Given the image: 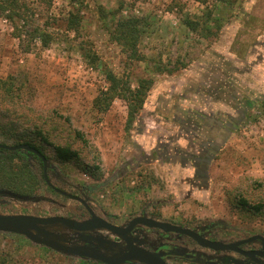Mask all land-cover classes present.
Wrapping results in <instances>:
<instances>
[{
    "label": "rangeland",
    "instance_id": "obj_1",
    "mask_svg": "<svg viewBox=\"0 0 264 264\" xmlns=\"http://www.w3.org/2000/svg\"><path fill=\"white\" fill-rule=\"evenodd\" d=\"M213 6V14L223 22L213 36L205 37L203 30L191 31L183 25L185 17H197ZM99 7L146 18L147 34L139 44L144 61H128L110 40L111 18L100 17ZM37 9L36 13L52 16L54 42L49 48L24 53L9 22L0 17V78L16 75L27 80L29 89L23 95L27 111L23 113L48 135L43 148L48 162L72 185L87 187L92 206L116 216L119 223L144 210L171 223H217L242 234L264 236V213L254 214L252 208L241 205L242 199L250 205L264 201V108L244 104L264 97V0H239L231 8L219 0L204 4L196 0H84L78 32L63 27L71 10L69 0H53L49 11ZM81 49L96 55L94 66ZM156 67L176 70L158 73ZM106 69L128 80L131 87L138 79H152L129 128L124 101L114 99L106 112L93 105L107 87ZM22 127L31 131L27 137L39 145L34 128ZM53 146H68L78 152L77 157L61 163L55 159ZM207 156L212 159L202 182L193 178V158ZM20 164L12 161L0 168L21 173ZM13 177L28 182L23 176ZM43 189L42 185L35 192L42 199L6 200L0 211L82 214L73 202L52 192L44 194ZM52 231L70 239L64 229ZM101 238L100 243L112 242L115 236L104 232ZM116 243L119 246L107 248L115 251L122 246ZM0 254L8 264L81 261L14 232H0ZM205 255L189 254L190 262L169 259V264H203L198 260Z\"/></svg>",
    "mask_w": 264,
    "mask_h": 264
},
{
    "label": "trees",
    "instance_id": "obj_2",
    "mask_svg": "<svg viewBox=\"0 0 264 264\" xmlns=\"http://www.w3.org/2000/svg\"><path fill=\"white\" fill-rule=\"evenodd\" d=\"M53 0H0V17L9 22L12 28V36L18 41L20 49L24 53L31 52L34 48L41 49L49 48L54 42V31L51 27L50 20L52 16L43 15L35 12L38 7H42L49 11ZM71 10L67 13V18L63 21V27L67 32H78L81 23V14L84 8V0H69ZM202 4L205 0H196ZM239 0H219L221 5L225 8H231ZM29 5H34L30 7ZM215 7L210 10L205 9L201 15L197 17H185L183 25L191 31L203 30L204 36H213L218 31L223 22L220 17L213 14ZM98 12L100 17L107 19L111 18V26L109 29V38L116 43L125 54L130 62H141L145 60V56L139 50V44L143 37L147 34V20L143 17L135 15H124L121 10H106L99 7ZM41 17V18H40ZM45 17V19H43ZM41 22V24H38ZM83 51V55L88 59L90 65L94 66L97 62V57L94 53ZM156 72L171 73L176 69H166L163 67H156ZM105 82L107 87L101 90L95 97L93 105L100 112H106L114 99L124 101L126 105V128L131 127L138 112L142 108L146 95L152 85V79L141 78L138 79L136 86L131 87L128 80L115 75L111 70L106 69ZM27 80L23 81L16 75H8L5 78H0V140L3 143H10L12 145L26 144L38 152H40L46 159L43 152L45 144L48 145V135L44 134L43 130L35 123H32L23 112L27 111V102L23 95L26 89ZM28 94L30 90H27ZM244 104L250 108L253 105H260L264 108V97L255 98L253 100H245ZM28 125L34 128L33 135L38 140L39 145L32 139L28 138V134H32L29 129L22 127ZM42 146V147H41ZM55 159L61 163H66L77 157L78 152L68 146H53ZM37 158L35 155L30 154ZM24 157L19 151H5L0 152V160L3 162L0 165L11 163L13 158ZM8 160V161H7ZM20 166L25 169L21 173L14 170L7 171V169L0 168V179L11 178L13 176H23L26 180L32 181L34 190L39 188L41 177L37 173H33L26 164L22 163ZM241 205L252 208L254 214L264 213V201L260 200L254 205H250L247 201L242 199ZM0 264H8L7 258L0 254ZM79 264H102L90 260H82ZM138 264V263H136Z\"/></svg>",
    "mask_w": 264,
    "mask_h": 264
},
{
    "label": "flooded vegetation",
    "instance_id": "obj_3",
    "mask_svg": "<svg viewBox=\"0 0 264 264\" xmlns=\"http://www.w3.org/2000/svg\"><path fill=\"white\" fill-rule=\"evenodd\" d=\"M21 145V144H18ZM12 145L9 142L3 143L0 140V146H18ZM213 151L217 150V147L214 146ZM13 152L19 151L24 157L21 158H13V162H22L27 165L33 173L38 174L41 177V183H39V187L44 186L43 192L49 193L52 192L59 196H62L69 202H73L74 206L79 209V216H63V215H38L33 213H24V212H7L3 213L0 211V215H31L36 217H64L67 219L76 220L78 222L85 221L91 219L93 216L108 222L111 225H115L118 227H126L129 222L136 217H145L152 218L157 221L166 222L172 225H176L181 228L189 229L193 231L195 234L203 238L207 241L219 242L223 245H231L232 248L230 250L223 251H213L208 248L200 247L194 240L186 235H181L173 232H163L157 228H148L142 224H136L130 232L128 233V237L132 240L133 245L140 246L149 251L162 252L164 253V260L166 264H169V259L184 260L190 262L189 254L191 256H197L200 253H206L205 256L198 260L199 263L206 264H264V257H262L259 253H264V236L259 234H242V232L236 230L235 228L229 227H219L217 223H211L208 225L200 224L196 225H182L171 223L167 221H163L157 217H153L147 215L144 210H141L139 214L129 217L122 222L116 221V216H111L101 212L92 206L91 200L88 198L87 194L90 192L87 187H78L72 185L65 179L62 174L58 171V169L49 163L47 160L46 168L44 172L43 163L39 157L35 154L22 150H8L0 147V152ZM205 152V151H203ZM33 154L34 156L30 155ZM201 154V153H200ZM203 156V153L201 154ZM211 157H194L193 158V167H194V175L193 178L200 179L202 182L206 180V168L208 163L211 161ZM8 161V160H7ZM3 161L0 160V163ZM10 164V163H7ZM36 190H34V184L31 181L24 182L18 181L16 177L11 178H1L0 179V205L6 204V200H13L17 202H32V197H39V195L35 194ZM43 197V196H42ZM42 197L40 199H42ZM25 198L26 200L20 199ZM37 198V199H38ZM53 203V202H52ZM54 204V203H53ZM69 233L70 239L68 238V245H70L71 241L75 242V244H79L78 238L85 235H91L92 239L89 246L98 247L101 243L99 240H103L101 237L104 235V232H109L104 229L95 230L87 233H73L69 229H64ZM147 232H151L150 235H147ZM110 233V232H109ZM103 234V235H101ZM112 234V233H110ZM113 235V234H112ZM115 236V235H114ZM254 236H260L262 239H252ZM112 243L117 242L120 238H112ZM111 242V241H110ZM125 243L122 242V246ZM99 248V247H98ZM97 262V261H94ZM100 263V262H99ZM130 264V263H126Z\"/></svg>",
    "mask_w": 264,
    "mask_h": 264
},
{
    "label": "water",
    "instance_id": "obj_4",
    "mask_svg": "<svg viewBox=\"0 0 264 264\" xmlns=\"http://www.w3.org/2000/svg\"><path fill=\"white\" fill-rule=\"evenodd\" d=\"M0 147L8 150L22 149L35 154L42 161L45 172L47 160L36 149L26 144L12 147ZM20 199L26 200L25 198ZM30 199L36 200L35 197ZM136 224H142L148 228H157L163 232H173L186 235L194 240L200 247L208 248L213 251L230 250V248H232L231 245H223L219 242L204 240L189 229L145 217H136L132 219L126 227H118L94 216L89 220L78 222L64 217H36L21 214L0 215V232H14L21 234L35 244L67 256L76 257L82 260L97 261L102 264H166L163 258L164 253L160 251H149L140 246L133 245L132 240L127 235ZM56 228L69 229L73 233L79 234L104 229L115 235L117 238H120L119 242H124L125 245L112 251L107 248L108 245L116 247L119 246V243H112L106 240L101 243L102 245L98 246L99 248L92 247L88 245L92 239L91 235L79 237V244L71 242L70 245H68V239L61 238L58 233L52 231ZM256 238L262 239L260 236H254L252 239ZM259 254L264 257V253Z\"/></svg>",
    "mask_w": 264,
    "mask_h": 264
}]
</instances>
